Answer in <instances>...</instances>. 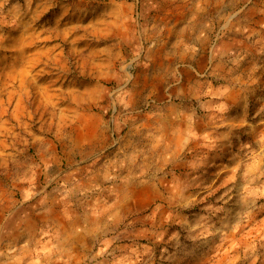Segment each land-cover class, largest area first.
I'll use <instances>...</instances> for the list:
<instances>
[{
  "label": "rangeland",
  "instance_id": "obj_1",
  "mask_svg": "<svg viewBox=\"0 0 264 264\" xmlns=\"http://www.w3.org/2000/svg\"><path fill=\"white\" fill-rule=\"evenodd\" d=\"M0 264H264V0H0Z\"/></svg>",
  "mask_w": 264,
  "mask_h": 264
}]
</instances>
